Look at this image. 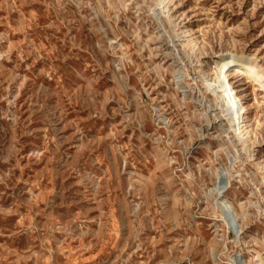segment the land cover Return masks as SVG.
<instances>
[{"label": "rangeland", "instance_id": "1", "mask_svg": "<svg viewBox=\"0 0 264 264\" xmlns=\"http://www.w3.org/2000/svg\"><path fill=\"white\" fill-rule=\"evenodd\" d=\"M229 49L264 67V0H0V264H264Z\"/></svg>", "mask_w": 264, "mask_h": 264}, {"label": "bare ground", "instance_id": "2", "mask_svg": "<svg viewBox=\"0 0 264 264\" xmlns=\"http://www.w3.org/2000/svg\"><path fill=\"white\" fill-rule=\"evenodd\" d=\"M214 67L221 69L222 81H225L228 70L231 67H236L264 88V67H261L251 55L229 49L215 61ZM238 106L236 107V111L238 110Z\"/></svg>", "mask_w": 264, "mask_h": 264}]
</instances>
